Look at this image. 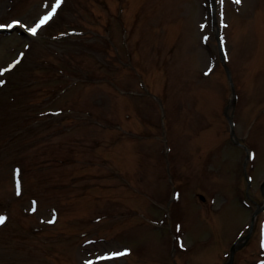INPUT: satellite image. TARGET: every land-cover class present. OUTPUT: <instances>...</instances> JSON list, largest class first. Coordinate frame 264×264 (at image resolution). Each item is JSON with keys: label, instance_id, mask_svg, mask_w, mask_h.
Instances as JSON below:
<instances>
[{"label": "rangeland", "instance_id": "obj_1", "mask_svg": "<svg viewBox=\"0 0 264 264\" xmlns=\"http://www.w3.org/2000/svg\"><path fill=\"white\" fill-rule=\"evenodd\" d=\"M14 21L0 264H227L264 204V0H0ZM234 264H264V210Z\"/></svg>", "mask_w": 264, "mask_h": 264}, {"label": "snow or ice", "instance_id": "obj_2", "mask_svg": "<svg viewBox=\"0 0 264 264\" xmlns=\"http://www.w3.org/2000/svg\"><path fill=\"white\" fill-rule=\"evenodd\" d=\"M59 2H60V0H57V7L59 6ZM237 2L239 3V2H241V0H237ZM55 11H56V9L55 8H53V11H52V13H49L42 21H41V23L40 24H37L36 25V28H31V29H29L30 31H32V32H35L43 23H46L49 19H51V17H52V15L55 13ZM13 23H20V21H14ZM8 27H12L13 25L12 24H9V25H7ZM0 27H3V25H0ZM12 66H14V65H10V67H12ZM4 71H7V69H5ZM4 81H2V80H0V83H3ZM6 219V216H0V223H3L4 222V220ZM127 251H130V250H125V253L127 252ZM122 254H124V253H110V254H108V255H106L105 257H102V258H104V259H109V258H112V257H115V256H117V255H122Z\"/></svg>", "mask_w": 264, "mask_h": 264}, {"label": "water", "instance_id": "obj_3", "mask_svg": "<svg viewBox=\"0 0 264 264\" xmlns=\"http://www.w3.org/2000/svg\"><path fill=\"white\" fill-rule=\"evenodd\" d=\"M227 71H228V75H229L230 80H232V79H231L230 69H229L228 67H227ZM233 89H234V88H233ZM235 102H236V95H234V98H233V100H232L231 106H234ZM262 190H264V183L262 184ZM243 245H244V243L237 242V243L233 246V248H232V254H231V261H230L229 264H232V261H233V258H234V255H235L236 250L239 249V248H241Z\"/></svg>", "mask_w": 264, "mask_h": 264}]
</instances>
